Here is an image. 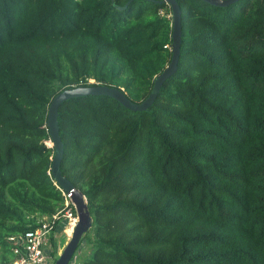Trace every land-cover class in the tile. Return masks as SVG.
I'll use <instances>...</instances> for the list:
<instances>
[{"label":"trees","instance_id":"1","mask_svg":"<svg viewBox=\"0 0 264 264\" xmlns=\"http://www.w3.org/2000/svg\"><path fill=\"white\" fill-rule=\"evenodd\" d=\"M176 1V68L147 108L57 107L59 170L91 216L70 264H264V0ZM170 32L155 0H0V264L7 236L62 205L51 96L100 83L141 100Z\"/></svg>","mask_w":264,"mask_h":264},{"label":"water","instance_id":"2","mask_svg":"<svg viewBox=\"0 0 264 264\" xmlns=\"http://www.w3.org/2000/svg\"><path fill=\"white\" fill-rule=\"evenodd\" d=\"M167 4L170 10L171 23V49L170 57L165 66L152 79L151 86L141 100L130 99L121 88L107 84H78L65 86L51 96L46 112V126L50 137V145L53 149L50 174L54 182L65 192H70V200L73 203L77 220L72 227L64 245L59 248L57 256L52 264H69L76 250L81 235L91 226V216L87 208L86 200L82 192L60 173L59 162L62 157L63 147L57 127V107L71 97L81 95H107L119 101L125 107L132 110L147 108L154 99L161 83L175 70L180 42V10L176 0H155ZM207 3L222 7L236 0H202Z\"/></svg>","mask_w":264,"mask_h":264},{"label":"built area","instance_id":"3","mask_svg":"<svg viewBox=\"0 0 264 264\" xmlns=\"http://www.w3.org/2000/svg\"><path fill=\"white\" fill-rule=\"evenodd\" d=\"M59 189L63 201L57 210L43 216L35 227L7 236L15 256L10 262L2 264L53 263L55 255L46 245L49 234L55 231L57 225H61L63 233H70L77 220V214L70 200V192H65L60 187Z\"/></svg>","mask_w":264,"mask_h":264},{"label":"rangeland","instance_id":"4","mask_svg":"<svg viewBox=\"0 0 264 264\" xmlns=\"http://www.w3.org/2000/svg\"><path fill=\"white\" fill-rule=\"evenodd\" d=\"M45 142L46 144H50L49 140H46ZM67 234L68 235L66 236L61 230H59L57 234H53V232L49 234L46 245H48V249L54 253L55 257L57 256V252L59 248H61L64 245L70 233L68 232ZM70 260L73 262V259H70Z\"/></svg>","mask_w":264,"mask_h":264},{"label":"crops","instance_id":"5","mask_svg":"<svg viewBox=\"0 0 264 264\" xmlns=\"http://www.w3.org/2000/svg\"><path fill=\"white\" fill-rule=\"evenodd\" d=\"M59 230H61V225H57L55 228V231L53 232V234H57L59 232ZM66 236L68 235L67 233H64Z\"/></svg>","mask_w":264,"mask_h":264}]
</instances>
